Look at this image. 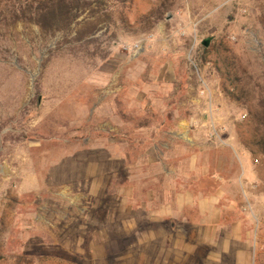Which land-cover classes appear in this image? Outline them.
<instances>
[{
	"label": "rangeland",
	"instance_id": "1",
	"mask_svg": "<svg viewBox=\"0 0 264 264\" xmlns=\"http://www.w3.org/2000/svg\"><path fill=\"white\" fill-rule=\"evenodd\" d=\"M98 10L0 17V264H264V0ZM202 211L251 237L209 259Z\"/></svg>",
	"mask_w": 264,
	"mask_h": 264
},
{
	"label": "trees",
	"instance_id": "2",
	"mask_svg": "<svg viewBox=\"0 0 264 264\" xmlns=\"http://www.w3.org/2000/svg\"><path fill=\"white\" fill-rule=\"evenodd\" d=\"M96 4V5H95ZM127 0H25L19 4H12L5 8L0 17H16L17 22L24 21L40 27L46 35H55L58 32L70 33L73 25L82 18L87 11L93 12L90 18L98 16V9H112V12L121 11L126 7ZM95 5V6H94ZM98 10V11H96ZM109 13L113 15L115 13ZM161 17H157L156 25ZM122 22L126 23L125 15H122ZM97 22L92 26L96 29ZM127 24V23H126ZM88 35V34H87ZM85 37V36H84ZM255 103L251 107L250 116L256 125V133L260 137L262 155L264 156V89L258 88L255 91Z\"/></svg>",
	"mask_w": 264,
	"mask_h": 264
},
{
	"label": "crops",
	"instance_id": "3",
	"mask_svg": "<svg viewBox=\"0 0 264 264\" xmlns=\"http://www.w3.org/2000/svg\"><path fill=\"white\" fill-rule=\"evenodd\" d=\"M243 165L245 166V168L248 166L246 163ZM244 174L246 175V172H244ZM201 214H203V220L201 222L203 224L200 227V232L206 234L203 243L209 246H213L218 240L219 235H225L223 237V244H221L219 247V252L210 253V257L208 256L209 259L214 258V260H217L218 258H221V253L225 254L230 252L232 241L237 242L238 240L243 239L242 236L244 234H246L248 238L251 237L250 232L246 233L243 231L242 224H240L239 222H232L227 225H224L220 220V215L218 214V211H213V213L211 211H202ZM249 249H251V244L249 245V248L245 247L243 250L238 251V264H249L251 254L248 258L247 253L245 252Z\"/></svg>",
	"mask_w": 264,
	"mask_h": 264
},
{
	"label": "water",
	"instance_id": "4",
	"mask_svg": "<svg viewBox=\"0 0 264 264\" xmlns=\"http://www.w3.org/2000/svg\"><path fill=\"white\" fill-rule=\"evenodd\" d=\"M210 44H211V43H210V40H206V41H204V43H203V45H204L205 47H209Z\"/></svg>",
	"mask_w": 264,
	"mask_h": 264
}]
</instances>
